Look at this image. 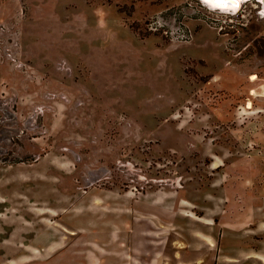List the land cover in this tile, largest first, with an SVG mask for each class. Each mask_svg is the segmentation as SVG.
<instances>
[{"label":"rangeland","instance_id":"1","mask_svg":"<svg viewBox=\"0 0 264 264\" xmlns=\"http://www.w3.org/2000/svg\"><path fill=\"white\" fill-rule=\"evenodd\" d=\"M0 264H264V0H0Z\"/></svg>","mask_w":264,"mask_h":264},{"label":"bare ground","instance_id":"2","mask_svg":"<svg viewBox=\"0 0 264 264\" xmlns=\"http://www.w3.org/2000/svg\"><path fill=\"white\" fill-rule=\"evenodd\" d=\"M212 9L236 11L242 2L246 0H200Z\"/></svg>","mask_w":264,"mask_h":264},{"label":"trees","instance_id":"3","mask_svg":"<svg viewBox=\"0 0 264 264\" xmlns=\"http://www.w3.org/2000/svg\"><path fill=\"white\" fill-rule=\"evenodd\" d=\"M35 159L34 157H14L12 159H7L6 157H3L1 160L3 162L13 163V162H29Z\"/></svg>","mask_w":264,"mask_h":264}]
</instances>
